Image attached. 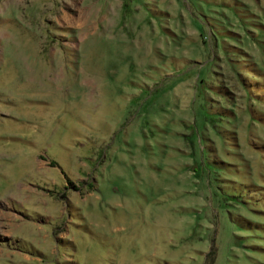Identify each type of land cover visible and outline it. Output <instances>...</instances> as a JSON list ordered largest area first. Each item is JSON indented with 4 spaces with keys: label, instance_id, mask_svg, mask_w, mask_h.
<instances>
[{
    "label": "rangeland",
    "instance_id": "rangeland-1",
    "mask_svg": "<svg viewBox=\"0 0 264 264\" xmlns=\"http://www.w3.org/2000/svg\"><path fill=\"white\" fill-rule=\"evenodd\" d=\"M0 264H264V0H0Z\"/></svg>",
    "mask_w": 264,
    "mask_h": 264
}]
</instances>
